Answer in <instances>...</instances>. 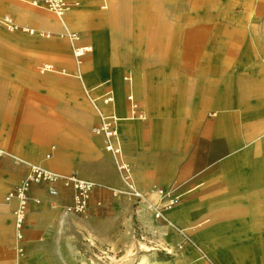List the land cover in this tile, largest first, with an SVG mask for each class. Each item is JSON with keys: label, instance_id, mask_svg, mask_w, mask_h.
<instances>
[{"label": "crops", "instance_id": "1", "mask_svg": "<svg viewBox=\"0 0 264 264\" xmlns=\"http://www.w3.org/2000/svg\"><path fill=\"white\" fill-rule=\"evenodd\" d=\"M33 1L0 0V17L51 34L0 23V264L21 250V264H71L75 235L88 232L81 220L107 223L91 214L134 204L113 193L125 184L94 133L99 117L85 89L113 90L104 110L121 119L138 188L164 204L156 188L180 185L166 225L180 231L205 217L195 238L224 252L220 264H264V0L255 10L233 5L240 0L223 10L217 0H78L63 19ZM89 45L78 62L74 49ZM45 64L54 70L42 73ZM130 92L146 119L127 118ZM28 163L96 183L88 213L65 212L73 190L62 183L57 196L33 185L40 203L28 204L20 237L17 201L5 198ZM139 208L149 225L159 221ZM193 255L186 248L181 258Z\"/></svg>", "mask_w": 264, "mask_h": 264}, {"label": "built area", "instance_id": "2", "mask_svg": "<svg viewBox=\"0 0 264 264\" xmlns=\"http://www.w3.org/2000/svg\"><path fill=\"white\" fill-rule=\"evenodd\" d=\"M34 5L41 6L51 12H53L59 19L63 17L75 6L79 5L78 0H40L33 1ZM106 4H104L105 6ZM0 23L4 25L10 31L21 30L30 34L40 33L34 28L27 26H21L14 21L10 16L0 17ZM40 34L49 37L50 33ZM71 39L76 40L78 36L76 34L66 33ZM92 46L78 47L74 49V56L81 61V58L85 53L90 52ZM53 69L52 64H45L41 68V72L50 71ZM125 81L129 84L132 83L131 74L125 76ZM85 94L90 101L91 105L95 109L99 117V125L94 128V133L102 135L104 139V148L110 154L112 164L121 175L125 188L120 190H113L115 195L125 196L129 201L134 202L135 205L145 203L147 208L152 212L156 219L163 220L170 223L169 219L164 213V207H170L177 202L176 192L180 185H174L169 191H165L161 188H156V192L159 195L161 201L166 200L164 204H158L153 202L149 195L141 191L135 180L132 165L127 160L124 154L123 144L119 133V121L121 120L114 112H106L104 107H113L115 103V96L112 89H108L106 92L99 96H93L90 90L85 89ZM126 109L128 111V119L131 120H144L146 119V113L142 110L139 102L136 100L135 95L130 92L127 95ZM49 157V156H47ZM29 170L23 180L17 185L11 192L8 193L5 200L7 202L16 199L17 207L13 211L15 218V227L20 231L25 225V218L27 207L30 201L40 203V199L31 196V189L33 185H41L44 183L48 185V192L52 196H57L59 191L56 187L57 183H62L65 187H69L73 190L72 202L64 206L66 213H72L75 215H86L90 208V200L92 193L96 187V183L91 180L79 177L76 173L64 174L45 168L39 164L28 163ZM98 202L97 205H101ZM140 230V229H139ZM184 232V230H180ZM21 237V233L19 235ZM21 251H18V258H20ZM13 264H20V260L17 259Z\"/></svg>", "mask_w": 264, "mask_h": 264}, {"label": "rangeland", "instance_id": "3", "mask_svg": "<svg viewBox=\"0 0 264 264\" xmlns=\"http://www.w3.org/2000/svg\"><path fill=\"white\" fill-rule=\"evenodd\" d=\"M257 1L240 0L233 5L243 8L248 6V9L255 10ZM228 4L225 0H217V10H223ZM65 38L69 39L68 36H63L61 39ZM170 189L172 187L164 190ZM141 205L147 208L145 203L130 206L128 203L121 202L114 215L106 211L103 215L95 212L91 214L92 217L110 218L107 223L97 222L96 219L87 223L81 220V224H87L88 232L83 227L85 233L75 235L71 264H185L194 260H196L194 264H220L216 257L221 260L225 258L224 252L220 251L206 236L201 240L195 238L196 232L201 229L198 225L205 221V217L199 219L195 225L179 227L184 230V234H181L175 227L166 225L167 222L160 219L155 221L153 226L149 225L141 218L142 213L139 212ZM146 210L156 220L152 212L148 208ZM91 216L89 213L87 218L82 216L80 218L90 220ZM116 217L119 222L114 220ZM170 220L173 218L170 217ZM203 244L213 254H210ZM186 248L191 249L194 255L182 259V253ZM17 259L21 264V257L18 258L16 254L13 258H9V264H13Z\"/></svg>", "mask_w": 264, "mask_h": 264}, {"label": "bare ground", "instance_id": "4", "mask_svg": "<svg viewBox=\"0 0 264 264\" xmlns=\"http://www.w3.org/2000/svg\"><path fill=\"white\" fill-rule=\"evenodd\" d=\"M52 70H54V68H53ZM52 70H50V71H52ZM255 248H256V247H255Z\"/></svg>", "mask_w": 264, "mask_h": 264}]
</instances>
